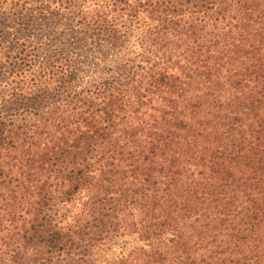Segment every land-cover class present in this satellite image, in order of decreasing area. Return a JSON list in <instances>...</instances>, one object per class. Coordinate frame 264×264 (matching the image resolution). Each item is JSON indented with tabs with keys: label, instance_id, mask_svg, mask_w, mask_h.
<instances>
[{
	"label": "trees",
	"instance_id": "obj_1",
	"mask_svg": "<svg viewBox=\"0 0 264 264\" xmlns=\"http://www.w3.org/2000/svg\"><path fill=\"white\" fill-rule=\"evenodd\" d=\"M0 264H264V0H0Z\"/></svg>",
	"mask_w": 264,
	"mask_h": 264
},
{
	"label": "rangeland",
	"instance_id": "obj_2",
	"mask_svg": "<svg viewBox=\"0 0 264 264\" xmlns=\"http://www.w3.org/2000/svg\"><path fill=\"white\" fill-rule=\"evenodd\" d=\"M80 200H82V198H79L77 202H79ZM63 208L67 209V211H69L70 213L75 211L74 205H67L66 207H63ZM69 221L70 220L68 219L66 222H69ZM119 253H120V249H118L117 247L113 248L112 250L109 249V251H105V247L104 248L101 247L96 251V254L94 255L93 260L95 261V263L108 261V260H111L117 257Z\"/></svg>",
	"mask_w": 264,
	"mask_h": 264
}]
</instances>
